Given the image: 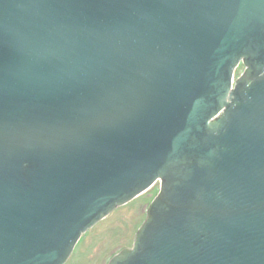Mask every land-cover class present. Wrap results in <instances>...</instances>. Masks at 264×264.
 Listing matches in <instances>:
<instances>
[{
	"label": "water",
	"instance_id": "water-1",
	"mask_svg": "<svg viewBox=\"0 0 264 264\" xmlns=\"http://www.w3.org/2000/svg\"><path fill=\"white\" fill-rule=\"evenodd\" d=\"M156 182L108 264H264V0H0V264Z\"/></svg>",
	"mask_w": 264,
	"mask_h": 264
},
{
	"label": "rangeland",
	"instance_id": "rangeland-1",
	"mask_svg": "<svg viewBox=\"0 0 264 264\" xmlns=\"http://www.w3.org/2000/svg\"><path fill=\"white\" fill-rule=\"evenodd\" d=\"M243 70L239 64L234 77ZM159 191V182L126 204L116 206L106 217L81 235L64 264H108L124 247L132 246L146 218L147 208Z\"/></svg>",
	"mask_w": 264,
	"mask_h": 264
}]
</instances>
